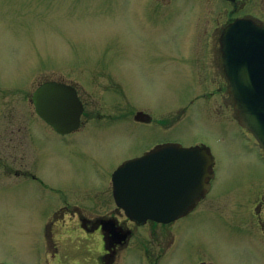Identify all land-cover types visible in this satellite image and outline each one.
<instances>
[{"label": "rangeland", "instance_id": "obj_1", "mask_svg": "<svg viewBox=\"0 0 264 264\" xmlns=\"http://www.w3.org/2000/svg\"><path fill=\"white\" fill-rule=\"evenodd\" d=\"M156 1L0 0V170H11V176L0 172V263L62 264L58 251L67 252L68 259L83 256L84 251L70 248L69 238L68 245L62 244L64 251L55 246L57 240L46 254V225L54 210L64 206V197L73 198L70 206L88 208L86 204L94 201L87 197L109 185L123 158L154 140L209 147L217 165L213 194L230 212L233 204L248 202L264 188L262 153L235 121L228 94L218 103L210 91L213 76L206 74L200 91L192 72L194 53L202 52L203 45L212 46L215 27L225 26L238 14L264 20V0H243L234 7L220 0H163L170 7ZM198 23L200 46L192 39ZM93 71L117 75L129 111L142 108L157 119L171 114L175 127L167 132L162 126L132 123L127 140L88 149L79 145L69 151L40 141L58 137L33 114L26 97L31 99L36 88L50 79L68 77L88 85ZM29 167L51 188L27 181L24 173ZM239 213L243 220L245 211ZM180 223L174 249L166 241L161 248L162 264L199 260L261 264L250 253L247 233L233 234L216 209ZM56 230L52 229L54 234ZM140 260L134 249L123 264H141Z\"/></svg>", "mask_w": 264, "mask_h": 264}, {"label": "flooded vegetation", "instance_id": "obj_2", "mask_svg": "<svg viewBox=\"0 0 264 264\" xmlns=\"http://www.w3.org/2000/svg\"><path fill=\"white\" fill-rule=\"evenodd\" d=\"M222 30L223 26H220V28L215 27L210 34L212 46L208 48L203 46L202 53H194L192 58L195 62L192 72L199 81L206 74L207 76H213L209 80L211 93H223L227 90L218 53L219 37ZM116 76L101 71H93L90 75V84L88 85L78 82L70 83L64 79L57 80L58 83L67 84L75 89L83 106V114L80 118L79 127L74 132L64 136L55 133L58 138L52 140L53 142L45 139L40 141L53 143L69 151L72 147L79 145L88 149V146H94L101 142L108 145L112 142L127 140L128 131L133 126L132 123L140 127H153L156 125L164 128V126H167V132L173 129L174 123L169 122L170 118L167 125H165L162 120H156L142 108H135L129 113L124 85L121 80L118 81ZM174 142V140H154V142L145 145L141 150L137 151L136 156L123 158L118 167L129 159L141 157L146 153L159 150L160 147L173 144ZM34 171L30 167L25 171L26 180L39 184L41 189H46L49 183L38 179L32 174ZM213 193L214 188L211 181L210 190L203 192L198 203L175 223L169 225L157 224L151 221L139 223L131 220L122 209L116 207L113 197V183L110 178L109 185L94 193V196L87 197V199L90 197L93 199V204L87 205L83 202L88 207L86 209L75 204L70 206L73 198L67 200L64 197L62 199L65 206L55 209L53 214V218H62L63 220L56 230L59 238L58 244L56 242L55 246L61 247L60 249L64 251L65 245L63 247L62 244L68 245L66 235L77 234L78 236L80 233L82 236L81 232H86V235H88L86 239L90 242L92 241V244L88 245L87 248L72 249L85 251L92 260L91 264H117L118 258H125L134 249L138 250L142 258L139 261L141 264H160L161 262L158 259L160 258L161 248H164L168 242L167 245L170 243L172 246L170 248L174 249L177 238L180 237V234L178 233L177 236L176 232L182 226L181 220H190L198 214L209 215L216 209L218 218L228 222L233 234L237 233L239 235L241 231L244 234L247 233L246 238L248 240L246 239V243L251 248L250 253L253 252L259 258L257 259L261 264H264V188H260L248 202L239 205L233 204L231 212L223 206ZM74 201H77V199H74ZM240 209L245 211L243 220L239 218L241 215L239 213ZM66 216H69V226L65 224ZM53 225L55 224L53 223ZM46 229L48 230L49 226ZM66 249L71 250L70 248ZM169 249L166 248L165 251ZM232 252L236 253L235 251ZM66 253L62 254L58 251L62 264L84 263L83 260L78 261L80 258L68 259ZM120 264H123V260H121ZM197 264H217V262L199 260Z\"/></svg>", "mask_w": 264, "mask_h": 264}, {"label": "water", "instance_id": "obj_3", "mask_svg": "<svg viewBox=\"0 0 264 264\" xmlns=\"http://www.w3.org/2000/svg\"><path fill=\"white\" fill-rule=\"evenodd\" d=\"M221 52L229 94L240 125L248 129L264 149V23L256 25L250 20H236L222 34ZM34 103L37 114L56 131L69 133L78 127L82 106L70 87L46 84L35 93ZM205 156L198 148L177 151L170 165L172 169L162 163L152 171L153 175H149L150 158L125 163L113 178L117 204L141 222L148 219L163 223L174 221L199 193L202 176L212 162L202 160ZM122 181L127 182V199L121 196Z\"/></svg>", "mask_w": 264, "mask_h": 264}]
</instances>
